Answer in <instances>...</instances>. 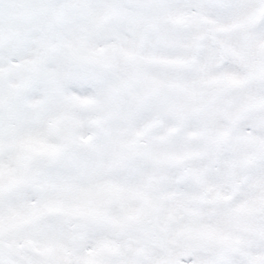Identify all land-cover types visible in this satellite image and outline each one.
<instances>
[{"label": "snow or ice", "instance_id": "snow-or-ice-1", "mask_svg": "<svg viewBox=\"0 0 264 264\" xmlns=\"http://www.w3.org/2000/svg\"><path fill=\"white\" fill-rule=\"evenodd\" d=\"M0 264H264V0H0Z\"/></svg>", "mask_w": 264, "mask_h": 264}]
</instances>
